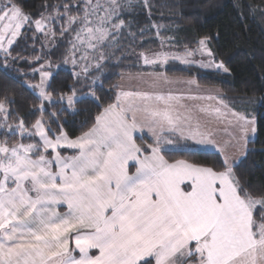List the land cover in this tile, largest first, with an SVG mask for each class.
Segmentation results:
<instances>
[{"label":"snow or ice","instance_id":"snow-or-ice-1","mask_svg":"<svg viewBox=\"0 0 264 264\" xmlns=\"http://www.w3.org/2000/svg\"><path fill=\"white\" fill-rule=\"evenodd\" d=\"M154 8L153 0H41L30 11L24 0H0V71L23 61L39 77L21 82L35 100L27 116L0 94V264H264V184L238 171L256 151L257 120L219 89L169 75L173 62L231 70L212 47L219 33L181 47L162 35L173 29L153 20ZM234 8L264 21V0ZM153 30L159 50L143 47ZM29 40L31 56L17 51ZM132 56L118 75L137 85L105 89V69ZM69 64L71 83L57 85ZM85 103L98 111L72 135L67 116ZM209 148L215 159L192 158Z\"/></svg>","mask_w":264,"mask_h":264},{"label":"trees","instance_id":"trees-1","mask_svg":"<svg viewBox=\"0 0 264 264\" xmlns=\"http://www.w3.org/2000/svg\"><path fill=\"white\" fill-rule=\"evenodd\" d=\"M235 2L236 0H153L155 5L153 20L173 29L163 31L162 35L175 36L180 41L181 47L185 43L194 46V42L201 35L215 36L219 33L218 39L213 40L212 47L218 58L223 59L230 68V73L195 67L187 71L184 65L173 62L168 66L169 75L196 78L202 86L219 88L235 108L238 105L236 103L245 102L246 106L255 110L260 131L256 142L250 146L256 151L249 153L238 171L253 186H260L264 184V151H261L264 149V105L260 103L261 98L264 97V21H261L258 15L255 18L248 15L246 19H242L234 8ZM253 2L259 3L260 0H253ZM24 4L27 10L35 11L39 8L41 0H24ZM137 20L141 27L146 26L145 14L139 15ZM140 39V37L137 38V44ZM142 39L145 41L144 48L159 50L160 39L156 37L154 30L146 33ZM25 47L28 50L22 54L31 56L33 54L32 41L29 40L27 43L20 41L17 51ZM67 47L66 39L61 40L60 47L51 58L55 61L61 60ZM167 47L165 45V48ZM35 48L36 54H41V41L36 42ZM134 61L135 57L132 56L125 59L119 67L105 69V73L109 76L104 84L105 89L113 83L120 82L118 73L129 70V66L133 65ZM70 70L71 67L67 65L61 67L56 76L57 85L71 83ZM130 70L136 72L139 69L132 66ZM22 73H27V75H21ZM38 80V75L33 79L30 66L20 61L12 66L7 75L0 71V94L14 96L21 114L27 116L28 109L35 100L31 91L22 87L21 82L36 83ZM77 107L80 109V114L68 115L65 123L66 130L72 135H79L82 130L86 129L88 124L85 122L90 123L98 111L93 103L78 104ZM192 158L211 161L216 158V154L198 150Z\"/></svg>","mask_w":264,"mask_h":264},{"label":"rangeland","instance_id":"rangeland-1","mask_svg":"<svg viewBox=\"0 0 264 264\" xmlns=\"http://www.w3.org/2000/svg\"><path fill=\"white\" fill-rule=\"evenodd\" d=\"M69 67H71V65H67ZM176 87H183V86H180V85H177ZM203 87H207V86H203ZM213 89H219L217 87H211ZM220 90V89H219ZM221 91V90H220ZM238 104L236 106V109L238 110H244V109H247V111L255 116V110L249 108L248 106H246L247 104L245 102H240V103H236ZM256 118V116H255ZM214 128L217 127L218 125L216 124L215 121H213V125H212ZM219 127H223L222 125H220ZM216 140L219 141V145L222 146V147H225L229 152H234L235 151V148L232 147L231 145L227 144L226 142L228 141V136L223 132V131H217L216 132V136H215ZM200 151H210V152H214L212 149H199Z\"/></svg>","mask_w":264,"mask_h":264},{"label":"crops","instance_id":"crops-1","mask_svg":"<svg viewBox=\"0 0 264 264\" xmlns=\"http://www.w3.org/2000/svg\"><path fill=\"white\" fill-rule=\"evenodd\" d=\"M121 83H123L125 85V87H134L137 85V82L136 81H128V80H125V81H120Z\"/></svg>","mask_w":264,"mask_h":264}]
</instances>
